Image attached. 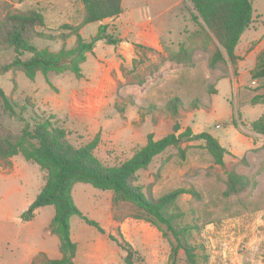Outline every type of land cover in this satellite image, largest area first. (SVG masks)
<instances>
[{
  "label": "rangeland",
  "instance_id": "rangeland-1",
  "mask_svg": "<svg viewBox=\"0 0 264 264\" xmlns=\"http://www.w3.org/2000/svg\"><path fill=\"white\" fill-rule=\"evenodd\" d=\"M2 1L9 4L6 9L11 11L39 9L46 24L37 29L46 32L56 33L61 24H78L83 17L80 0H0V10ZM121 5L122 16L103 23L108 24L109 33L124 42L110 45L97 41L94 53H89L81 65L83 78L70 72H51L46 81L41 72L32 79L21 70L0 72V86L17 104L10 114L0 103V128L19 133L25 125L32 128L35 121L51 114L53 124L68 131V139L74 146L92 140L99 133L95 155L103 163L115 165L145 144L148 133L158 139L171 132L175 118L165 104L178 97L182 105L177 120L182 129L190 127L193 133L206 131L217 138L227 149L224 166L213 162L202 147V140L183 141L184 158L174 148H168L146 169L137 172L135 183L155 198L178 187L197 191L198 197L179 195L174 209L182 213L183 223L198 225L199 229L192 230L189 239L198 245L199 258L206 256V264H264V135L249 126L264 113V103H251L255 94L264 93V43L256 55L244 59L250 49L264 40V0H252L255 19L241 35L237 46L240 60L235 67L228 62L209 66L214 47L209 44L203 47L199 27L191 18L189 0H123ZM132 15L137 20H145L148 15L163 24L155 25L160 40L158 48L145 40H131L135 30L129 24ZM98 25L99 22L84 24L81 36L90 40ZM148 29L139 25L137 30L146 33ZM74 42L75 37H70L66 47H72ZM31 44L52 51L62 46L60 40L40 38L33 39ZM181 47L191 53V63L176 58ZM14 56L12 49L0 52V64L10 62ZM29 56L25 52L21 58ZM97 58L101 69L93 75ZM83 88L87 90L80 94ZM72 91H76L75 97L67 111L66 102ZM230 169L248 176L252 185L225 197L222 191ZM45 177V171L21 155L0 160V264H31L35 257V264H43L42 256L37 254L42 252L52 258L51 250L55 248L60 257L58 239L48 229L53 206L38 207L29 220L22 218ZM71 195L77 208L98 222L106 234L120 239V230L135 250L134 264L168 263L169 233L163 237L149 222L131 218L126 205L113 206L111 191L77 182ZM70 228L74 241L78 242L76 264L92 262L87 251L92 241L94 253L99 252L100 256L94 255V264H125V251L116 243L105 235L100 242L95 240L100 234L95 226L73 215ZM179 261L186 264L181 251Z\"/></svg>",
  "mask_w": 264,
  "mask_h": 264
},
{
  "label": "trees",
  "instance_id": "trees-1",
  "mask_svg": "<svg viewBox=\"0 0 264 264\" xmlns=\"http://www.w3.org/2000/svg\"><path fill=\"white\" fill-rule=\"evenodd\" d=\"M18 2L22 0H16ZM83 5V17L78 24L63 23L56 33L38 30L45 27V18L37 8L11 11L6 9L9 4L2 1L0 10V52L12 49L14 58L0 64V72L7 70H21L29 78H34L37 72L46 76L48 73L70 72L76 78L83 76L81 65L87 55L93 52L95 43L103 40L115 45L121 41L107 31L108 24L104 20H114L122 11L121 0H80ZM192 5L191 18L198 25L203 47L213 45L214 50L209 57V66L216 67L220 62H228L236 66L239 56L236 47L241 35L250 27L253 20L252 0H189ZM3 9H6L3 12ZM99 22L97 32L86 40L81 36L80 29L84 24ZM74 36V45L66 47V41ZM35 38L46 40H60L62 46L57 51L48 48H36L31 44ZM141 47L142 45H137ZM143 47V46H142ZM30 56L23 59L25 53ZM179 61L192 62L191 53L184 47L176 53ZM132 60L133 70L136 68ZM258 71L259 75H263ZM234 69V74H235ZM27 102L30 103L29 97ZM264 103V93L255 94L251 103ZM0 103L8 113L14 112L17 107L15 101L7 95L0 86ZM196 100L193 101V104ZM182 103L178 97L170 98L165 108L175 118L170 133L154 139L152 133L146 135V142L134 150L132 155L124 161L108 165L96 155L95 149L99 143V133L92 140L74 146L68 139V131L62 126L53 124V115L41 118L34 122L32 128L25 125L19 133H12L0 128V160H7L15 155H21L25 160L36 163L45 171L46 177L35 199L22 218L29 220L34 210L42 206H53L54 212L49 221V232L58 239L60 257L48 258L42 252L43 264H75L74 258L77 244L71 238L70 218L78 215L87 224L105 234L102 226L85 216L75 205L72 199V188L77 182L86 183L92 187L111 191L113 206L126 205L131 218L149 222L166 237L169 233V253L167 264H180L179 253L184 255L186 264H206V256L199 258L198 245L193 244L189 234L199 229L196 223H183L182 213L174 209L176 199L181 194H190L198 197L193 188L178 187L157 198L149 195L143 187L135 183L138 171L146 169L152 160L168 148H174L180 158L185 157V150L181 148L183 141L202 140L203 148L209 153L213 162L224 166V156L227 149L217 138L206 131L193 133L190 127L182 129L177 118ZM234 125L236 121L233 120ZM252 131L264 135V113L250 122ZM252 185L251 179L238 173L235 169L226 172L223 196L228 197L244 191ZM120 239L112 234L107 238L125 251V264H134L132 254L135 252L132 245L123 237L118 229ZM36 257L31 264H35Z\"/></svg>",
  "mask_w": 264,
  "mask_h": 264
},
{
  "label": "crops",
  "instance_id": "crops-1",
  "mask_svg": "<svg viewBox=\"0 0 264 264\" xmlns=\"http://www.w3.org/2000/svg\"><path fill=\"white\" fill-rule=\"evenodd\" d=\"M122 1L123 0H121V3H122ZM122 13H123V8H122V11H121V13L116 17L117 19L118 18H120L121 16H122ZM139 18H141V17H139ZM115 19V18H114ZM254 17H253V20H252V23H251V25L253 24V21H254ZM129 24H130V26H131V29H133V28H135V30H133V35H132V38H131V40L132 41H135V42H143V40H145V41H147V44H150V46H152L153 48L154 47H156V48H158L159 47V42H160V40H159V35L157 34V31H156V29H155V25L157 26V25H163V24H159V23H157V22H155L154 21V19L153 18H151V17H149L148 15L146 16V18H145V20H137V18L135 17V16H130V21H129ZM139 25H144V26H148V30H149V32L147 31L146 33L144 32H141V31H138L137 29H138V26ZM250 25V26H251ZM250 28V27H249ZM248 28V29H249ZM103 41V40H102ZM67 42V41H66ZM121 43H123L124 42V40H121L120 41ZM127 45H129L130 43L129 42H125ZM263 43H264V40H261L260 41V43L258 44V45H256L255 47H253L252 49H250V51L248 52V55H246L245 56V58L244 59H246V58H249L250 56H252V55H256V53L258 52V50H259V48H260V46H262L263 45ZM239 44V43H238ZM238 46V45H237ZM94 51L95 50H93V52L92 53H94ZM126 51H128V52H130V53H132V49H130V48H127L126 49ZM236 54L238 55V52H237V47H236ZM239 56V55H238ZM98 59L99 58H97V63L96 64H98ZM240 60V59H239ZM95 71H94V74L93 75H97V73L100 71V63L98 64V66H96L95 68ZM81 78H83V77H81ZM254 81V80H253ZM86 90H87V88H83V89H81V91H80V94H84L85 92H86ZM74 92H76V91H72L71 93H70V98L67 100V102H66V108H67V111H68V109H71V104H72V100H73V97H75L74 96ZM68 114H69V116H72L71 114L72 113H70V112H67ZM75 120V119H74ZM77 121H78V123H81V121L79 120V119H76ZM65 121V120H64ZM70 230H71V228H70ZM71 232V231H70ZM107 234H109V233H107ZM106 236L107 237V235H106V231H105V234H103V233H101L100 232V234L98 235V237L95 239V240H97V241H101L102 240V238H103V236ZM71 238H72V240L74 241V238L72 237V235H71ZM74 242H76V241H74ZM93 242V241H92ZM92 242H90L89 244H88V256L89 257H91L92 258V262L90 263V264H94V258H95V256L94 255H96L97 256V258L99 257L100 258V256L98 255V253L97 252H95L94 253V249L92 248V246H91V243ZM76 244H77V250H76V254H75V258H74V262H77V252H78V242H76ZM107 251V250H106ZM45 252H47L48 253V251L47 250H45ZM51 252L53 253V257L52 258H58L59 256H58V252H57V249L55 248V249H52L51 250ZM76 264V263H75Z\"/></svg>",
  "mask_w": 264,
  "mask_h": 264
},
{
  "label": "built area",
  "instance_id": "built-area-1",
  "mask_svg": "<svg viewBox=\"0 0 264 264\" xmlns=\"http://www.w3.org/2000/svg\"><path fill=\"white\" fill-rule=\"evenodd\" d=\"M255 81H252V83H254Z\"/></svg>",
  "mask_w": 264,
  "mask_h": 264
}]
</instances>
